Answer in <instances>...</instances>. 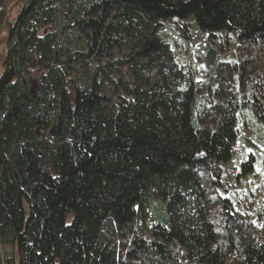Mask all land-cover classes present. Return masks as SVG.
<instances>
[{
    "label": "trees",
    "instance_id": "obj_1",
    "mask_svg": "<svg viewBox=\"0 0 264 264\" xmlns=\"http://www.w3.org/2000/svg\"><path fill=\"white\" fill-rule=\"evenodd\" d=\"M190 18L238 70L224 103L164 35ZM7 31L0 264H264L220 172L241 123L264 135V67L220 61L226 32L264 47V0H23Z\"/></svg>",
    "mask_w": 264,
    "mask_h": 264
},
{
    "label": "rangeland",
    "instance_id": "obj_2",
    "mask_svg": "<svg viewBox=\"0 0 264 264\" xmlns=\"http://www.w3.org/2000/svg\"><path fill=\"white\" fill-rule=\"evenodd\" d=\"M22 3L23 0H0V73L3 71L8 51V26L16 19ZM163 24L166 28L164 35L170 43L171 52L178 66L192 70L198 81L212 80L216 90L215 99L219 104L232 99L233 92L240 83L238 70L227 63H221L215 68L214 64L209 62L207 50L214 44L208 41L207 35L200 30L193 18L184 22L166 21ZM220 41L227 48L220 61L227 60L234 53H242L244 56L250 53L253 56L252 62L257 64L260 72L262 71L263 68L259 66L264 67V47L257 50L255 46L241 44L237 34L231 32L221 36ZM104 92L111 93L108 85L105 86ZM120 94L125 95L123 91ZM241 124L233 159L220 164L222 186L233 198L243 216L251 221L258 231H262L264 229V135L257 121L253 120L252 123L246 121ZM249 160L252 161L253 169L249 173L239 175L242 162ZM4 252L8 253L9 250L4 249Z\"/></svg>",
    "mask_w": 264,
    "mask_h": 264
},
{
    "label": "snow or ice",
    "instance_id": "obj_3",
    "mask_svg": "<svg viewBox=\"0 0 264 264\" xmlns=\"http://www.w3.org/2000/svg\"><path fill=\"white\" fill-rule=\"evenodd\" d=\"M257 171H260V169H257Z\"/></svg>",
    "mask_w": 264,
    "mask_h": 264
}]
</instances>
